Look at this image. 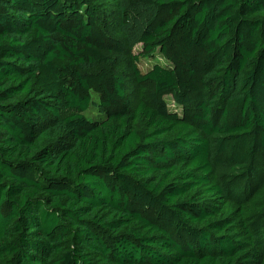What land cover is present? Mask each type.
I'll use <instances>...</instances> for the list:
<instances>
[{"label":"trees","instance_id":"16d2710c","mask_svg":"<svg viewBox=\"0 0 264 264\" xmlns=\"http://www.w3.org/2000/svg\"><path fill=\"white\" fill-rule=\"evenodd\" d=\"M0 264H264V0H0Z\"/></svg>","mask_w":264,"mask_h":264},{"label":"rangeland","instance_id":"374dc122","mask_svg":"<svg viewBox=\"0 0 264 264\" xmlns=\"http://www.w3.org/2000/svg\"><path fill=\"white\" fill-rule=\"evenodd\" d=\"M140 50H141V44L135 47L134 52L138 53ZM122 61L124 65H127V63L129 62L128 57L126 56V58L122 59ZM155 63L169 64V62L159 52H156L152 57H148V58L140 57L138 61V65L142 69L143 72L150 69ZM130 92H131L132 97L135 96L136 88H134L133 85H131ZM166 98H167L169 108L172 111H181V108H179V106L176 105V103L174 102L171 96H167ZM99 99H100L99 95L95 91H93L94 102L85 111V115L88 118L98 119L102 117V113L99 111V108L97 106V102L99 101Z\"/></svg>","mask_w":264,"mask_h":264}]
</instances>
